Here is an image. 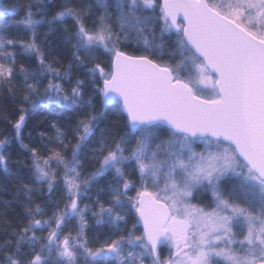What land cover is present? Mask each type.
Wrapping results in <instances>:
<instances>
[{"label":"snow or ice","instance_id":"snow-or-ice-1","mask_svg":"<svg viewBox=\"0 0 264 264\" xmlns=\"http://www.w3.org/2000/svg\"><path fill=\"white\" fill-rule=\"evenodd\" d=\"M0 124V264H264V0H0Z\"/></svg>","mask_w":264,"mask_h":264},{"label":"trees","instance_id":"trees-1","mask_svg":"<svg viewBox=\"0 0 264 264\" xmlns=\"http://www.w3.org/2000/svg\"><path fill=\"white\" fill-rule=\"evenodd\" d=\"M2 127H3V125L0 124V128H2ZM2 183H3V171H2V168H0V184H2ZM0 198L10 199L11 198V188H9V190L5 193H0Z\"/></svg>","mask_w":264,"mask_h":264}]
</instances>
